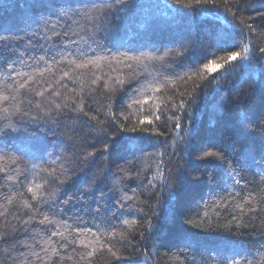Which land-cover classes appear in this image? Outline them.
I'll return each instance as SVG.
<instances>
[{
	"label": "trees",
	"instance_id": "1",
	"mask_svg": "<svg viewBox=\"0 0 264 264\" xmlns=\"http://www.w3.org/2000/svg\"><path fill=\"white\" fill-rule=\"evenodd\" d=\"M0 36V264H264V0H0Z\"/></svg>",
	"mask_w": 264,
	"mask_h": 264
},
{
	"label": "snow or ice",
	"instance_id": "2",
	"mask_svg": "<svg viewBox=\"0 0 264 264\" xmlns=\"http://www.w3.org/2000/svg\"><path fill=\"white\" fill-rule=\"evenodd\" d=\"M176 2H177V3H180V0H176ZM201 2H202V0H196V3H197V4H199V3H201ZM203 2H209V0H203ZM183 6H184V7H190L189 4H184ZM3 39H5V38H4L3 36H0V40H3ZM221 50H222V51H229V54L226 55V56H221V57H219V61L213 59V60H211L209 63L205 64V65H204V71H209V72H211V71H215L216 67L224 68L225 71H227L228 69L225 68V66H226V65H231V63H232L233 61H236L238 58H239V59H243V60H248V59H249V55H248V53H249V48H248L247 45H244V46H243V50H242V52L230 51V50H228V49H221ZM260 51H261V52H264V48H261ZM213 55H215V54L213 53ZM78 67H87V65H85V64H81V65H78ZM190 78H191V77H190ZM200 79H201V81H203V80H207V76L203 75V72H201V74H200ZM23 86H24V85H21V87H23ZM198 86H199V85H197V87H198ZM41 95H42V93H41ZM179 107H180L181 109H183V108H184V104L181 103V104L179 105ZM93 118H94V117H93ZM157 119H159V117H157ZM176 127H177V128L180 127L179 122H177ZM90 155H91V154H90ZM207 155H213V154H212V153H208ZM39 187H40V186L37 185V188H39ZM28 191H29V192H33V189L30 187V188L28 189ZM32 198H33V200H35V199H36V195L33 194V197H32ZM24 206H25V207H31V206L27 203V201H25ZM252 210L255 211V209H252ZM45 219H47V217H46ZM53 235H56V233L54 232ZM84 246L87 247V245H84ZM89 255H91V253H89Z\"/></svg>",
	"mask_w": 264,
	"mask_h": 264
}]
</instances>
